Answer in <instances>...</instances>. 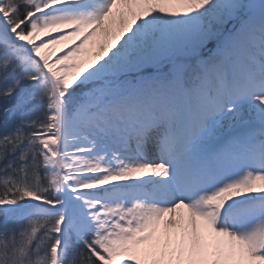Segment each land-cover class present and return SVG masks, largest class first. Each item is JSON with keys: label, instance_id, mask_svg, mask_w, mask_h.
Segmentation results:
<instances>
[{"label": "snow or ice", "instance_id": "6c2138e0", "mask_svg": "<svg viewBox=\"0 0 264 264\" xmlns=\"http://www.w3.org/2000/svg\"><path fill=\"white\" fill-rule=\"evenodd\" d=\"M0 264H264V0H0Z\"/></svg>", "mask_w": 264, "mask_h": 264}]
</instances>
